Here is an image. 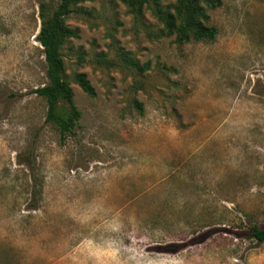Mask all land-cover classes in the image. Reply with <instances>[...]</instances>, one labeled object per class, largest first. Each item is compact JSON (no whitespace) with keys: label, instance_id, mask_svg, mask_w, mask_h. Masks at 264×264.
I'll use <instances>...</instances> for the list:
<instances>
[{"label":"rangeland","instance_id":"374dc122","mask_svg":"<svg viewBox=\"0 0 264 264\" xmlns=\"http://www.w3.org/2000/svg\"><path fill=\"white\" fill-rule=\"evenodd\" d=\"M57 4L0 0V264H264V0L199 2L217 34L187 43L155 15L176 0L73 5L61 54L80 116L63 139L33 93L40 6Z\"/></svg>","mask_w":264,"mask_h":264},{"label":"trees","instance_id":"16d2710c","mask_svg":"<svg viewBox=\"0 0 264 264\" xmlns=\"http://www.w3.org/2000/svg\"><path fill=\"white\" fill-rule=\"evenodd\" d=\"M88 1L90 0H58V4L51 15L45 14L44 7L40 6L41 22L35 39L43 49L47 84L36 88L33 93L45 100L47 106L45 123H50L58 129L60 139L72 134L76 121L80 116L73 102L72 90L63 79L64 61L61 54V46L67 38L75 36L74 32L65 25V17L71 13L73 5ZM150 1L157 4L158 0H123V2L134 8H141ZM199 2L210 9L217 8L220 5V0H176L177 15L157 7L155 15L163 24L165 35L171 36L175 34L178 41L185 43L190 40H213L217 34L216 28L205 26L201 22L194 20L196 17L203 16V10L199 6ZM177 18L182 19L179 25L175 23ZM124 59L141 72L146 71L148 68V65L139 66L128 55H125ZM75 82L86 95L95 96L94 88L87 80L85 74H77ZM61 102L69 107L67 116L58 112V106ZM138 108L140 109V105H138ZM30 164V167H32L33 161ZM36 187L34 182L32 203L29 205V210H35L38 206L37 198L39 192H37ZM251 236L258 243H263L264 227L253 226Z\"/></svg>","mask_w":264,"mask_h":264}]
</instances>
